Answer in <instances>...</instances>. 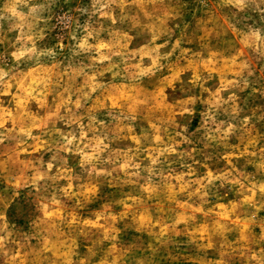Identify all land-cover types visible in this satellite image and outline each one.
<instances>
[{
    "label": "clouds",
    "instance_id": "9594fccd",
    "mask_svg": "<svg viewBox=\"0 0 264 264\" xmlns=\"http://www.w3.org/2000/svg\"><path fill=\"white\" fill-rule=\"evenodd\" d=\"M0 264H264V0H0Z\"/></svg>",
    "mask_w": 264,
    "mask_h": 264
}]
</instances>
